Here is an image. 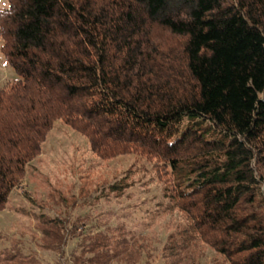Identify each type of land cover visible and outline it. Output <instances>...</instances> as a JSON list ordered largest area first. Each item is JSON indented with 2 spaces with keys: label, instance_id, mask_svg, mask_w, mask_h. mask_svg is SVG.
<instances>
[{
  "label": "trees",
  "instance_id": "trees-1",
  "mask_svg": "<svg viewBox=\"0 0 264 264\" xmlns=\"http://www.w3.org/2000/svg\"><path fill=\"white\" fill-rule=\"evenodd\" d=\"M9 4L1 51L16 77L0 88V210L60 120L102 158L155 162L187 220L163 246L165 264H195L199 242L227 264H264V0ZM81 222L44 218L43 248L66 256L76 240L69 264L148 257L124 221Z\"/></svg>",
  "mask_w": 264,
  "mask_h": 264
},
{
  "label": "rangeland",
  "instance_id": "rangeland-1",
  "mask_svg": "<svg viewBox=\"0 0 264 264\" xmlns=\"http://www.w3.org/2000/svg\"><path fill=\"white\" fill-rule=\"evenodd\" d=\"M163 36L170 39L168 34ZM1 45L0 37V88L16 77ZM156 170L155 162L140 153L102 158L86 135L57 121L24 183L0 210V259L11 252L17 256L6 264H69L66 257L76 240L69 241L66 256L43 248L44 218L61 216L69 219V228L77 220L85 222L79 231L124 221L149 245L141 264H165L163 246L187 220L167 197ZM195 258V264H227L224 256L201 242Z\"/></svg>",
  "mask_w": 264,
  "mask_h": 264
},
{
  "label": "clouds",
  "instance_id": "clouds-1",
  "mask_svg": "<svg viewBox=\"0 0 264 264\" xmlns=\"http://www.w3.org/2000/svg\"><path fill=\"white\" fill-rule=\"evenodd\" d=\"M12 14V8L8 0H0V19Z\"/></svg>",
  "mask_w": 264,
  "mask_h": 264
}]
</instances>
